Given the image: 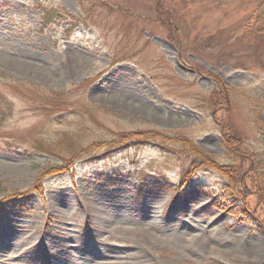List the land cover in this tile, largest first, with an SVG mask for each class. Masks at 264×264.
Wrapping results in <instances>:
<instances>
[{
	"label": "rangeland",
	"instance_id": "374dc122",
	"mask_svg": "<svg viewBox=\"0 0 264 264\" xmlns=\"http://www.w3.org/2000/svg\"><path fill=\"white\" fill-rule=\"evenodd\" d=\"M0 264H264V0H0Z\"/></svg>",
	"mask_w": 264,
	"mask_h": 264
},
{
	"label": "trees",
	"instance_id": "16d2710c",
	"mask_svg": "<svg viewBox=\"0 0 264 264\" xmlns=\"http://www.w3.org/2000/svg\"><path fill=\"white\" fill-rule=\"evenodd\" d=\"M65 96V95H64ZM63 95L61 96V95H49V96H47V97H45V98H42L43 99V101L44 102H42L41 104H43L44 105V108H46L47 110L45 111V113L46 114H49V113H51V114H53V115H55V114H57V115H60V114H62V113H64V111L67 109V107H64V109L62 108L63 107V105L61 104V101H62V97H64ZM65 112H67V113H69V112H72L71 110H69V111H65ZM74 114H76V113H74ZM85 115H87V116H89V111H87L86 113H85ZM80 116V115H79ZM122 138H124V136H121ZM144 136H142V137H138V138H143ZM124 140H125V142L127 141V140H131V138H129V139H125L124 138ZM124 140L122 139V142H119L120 140H119V138H117V143L118 144H123V143H125L124 142ZM141 140H143V139H141ZM127 143V142H126ZM95 144V143H94ZM94 144H92V145H94ZM96 144H100V143H96ZM107 144V146H110L109 144L110 143H106ZM86 146V147H84L85 148V150L87 149V147H89V149H93V148H97V147H93V146ZM53 146L51 145V144H49V143H47V142H43L42 141V139H39V141H36L34 144H33V149H34V153H36V154H39V155H49V156H55V157H59V158H62V157H60L58 154H53V153H51L50 152V150H52L51 148H52ZM239 151H240V153L241 154H243L242 152H241V149H240V147H239ZM75 154H77V151H76V153ZM73 166V164H72V161H68L67 163H66V165H63V167L62 166H60V167H58L57 169H55L56 167H52V168H50V169H48V171H47V173H49V174H55V175H62V174H64V173H66V172H68V170H69V168H71ZM53 169V170H52ZM50 170H52V171H50ZM50 171V172H49ZM218 172H220L222 175L224 174V173H222V171H218ZM189 174V172L188 173H184L183 175H182V177H184V179H185V177H186V179L185 180H183L185 183H190V180H189V177H187V176H189L188 175ZM224 176V175H223ZM188 178V179H187ZM232 179H233V177H232ZM244 179V178H243ZM241 180V184H243L244 183V180ZM234 182L235 183H239V178H237L236 180H234ZM250 182H251V179H250ZM257 186V185H256ZM258 187V186H257ZM237 210H239V208H237Z\"/></svg>",
	"mask_w": 264,
	"mask_h": 264
}]
</instances>
